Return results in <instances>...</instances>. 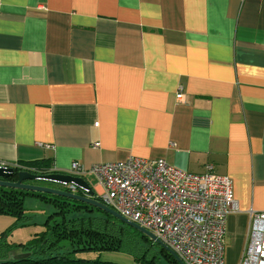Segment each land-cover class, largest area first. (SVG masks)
<instances>
[{
  "label": "crops",
  "instance_id": "0c3cea01",
  "mask_svg": "<svg viewBox=\"0 0 264 264\" xmlns=\"http://www.w3.org/2000/svg\"><path fill=\"white\" fill-rule=\"evenodd\" d=\"M128 155L228 175L239 264L264 210V0H0V162Z\"/></svg>",
  "mask_w": 264,
  "mask_h": 264
},
{
  "label": "built area",
  "instance_id": "2783aa9c",
  "mask_svg": "<svg viewBox=\"0 0 264 264\" xmlns=\"http://www.w3.org/2000/svg\"><path fill=\"white\" fill-rule=\"evenodd\" d=\"M176 98H183L182 86ZM0 166L9 165L0 162ZM70 169L75 176L93 173L100 185L95 197L153 232L184 264H225L227 216L238 206L231 178L217 173L212 164L202 172H191L163 158L128 155L94 163L89 170L73 161ZM65 186L85 191L72 183ZM249 218L239 264H264V210H251Z\"/></svg>",
  "mask_w": 264,
  "mask_h": 264
},
{
  "label": "trees",
  "instance_id": "16d2710c",
  "mask_svg": "<svg viewBox=\"0 0 264 264\" xmlns=\"http://www.w3.org/2000/svg\"><path fill=\"white\" fill-rule=\"evenodd\" d=\"M14 168L36 174L51 172L48 161L44 159L23 162ZM27 196L49 204L52 211L39 222L43 226L41 231L24 242L13 243L8 240L12 229L35 221L31 214H26L24 200ZM0 214L15 218L12 226L0 233V264H123L72 257L75 252L84 250H120L130 254L135 264H162L161 259L169 264H178L164 248L140 231L79 201L0 186ZM23 253L27 255L15 257Z\"/></svg>",
  "mask_w": 264,
  "mask_h": 264
},
{
  "label": "water",
  "instance_id": "95a60500",
  "mask_svg": "<svg viewBox=\"0 0 264 264\" xmlns=\"http://www.w3.org/2000/svg\"><path fill=\"white\" fill-rule=\"evenodd\" d=\"M35 180L52 181L59 183L63 186H65V183L66 184L72 183L76 185L77 188L85 189V191L81 193L80 191H78V189H75L74 191H70L66 186L65 188H56V187L41 185L38 183L28 182ZM0 186L17 188L32 192L51 194L55 196L68 198L70 200L79 201L87 205H91L92 207H96L104 212L109 213L116 219L128 224L129 226L135 228L136 230L140 231L141 233L146 235L150 240H152L155 244L164 248L178 264H184L180 259V257L170 247H168L164 242H162L153 232L129 220L128 218L124 217L119 212H117L115 209L111 208L110 206L106 205L105 203L101 202L98 198H96L93 187L83 176H79V175L75 176L60 172L36 174L30 172L27 169L16 170L12 166H6V167L0 166ZM26 255H27L26 253H23V254H18L15 257L20 258Z\"/></svg>",
  "mask_w": 264,
  "mask_h": 264
},
{
  "label": "rangeland",
  "instance_id": "374dc122",
  "mask_svg": "<svg viewBox=\"0 0 264 264\" xmlns=\"http://www.w3.org/2000/svg\"><path fill=\"white\" fill-rule=\"evenodd\" d=\"M90 179V178H89ZM94 183V181L91 180ZM34 183H38L41 185H46L49 187H56V188H65V186L47 180H35ZM97 182V178L95 180ZM24 207L26 209V214H31L33 223L29 225L20 226L12 229L11 233L8 235V240L11 242H20L26 241L35 232H39L43 229V226L39 223L42 222L46 215L52 211V207L44 202H40L34 197L27 196L24 200ZM15 218L11 215H2L0 214V233L5 231L7 228L11 227L14 223ZM61 244L65 245L67 242H62ZM18 255V254H17ZM72 257L75 258H83V259H99L104 261H114L123 264H135L133 257L123 251L120 250H84V251H77L72 254ZM162 264H169L164 260H160Z\"/></svg>",
  "mask_w": 264,
  "mask_h": 264
},
{
  "label": "flooded vegetation",
  "instance_id": "af4514ba",
  "mask_svg": "<svg viewBox=\"0 0 264 264\" xmlns=\"http://www.w3.org/2000/svg\"><path fill=\"white\" fill-rule=\"evenodd\" d=\"M28 182H30V183H34V181H28Z\"/></svg>",
  "mask_w": 264,
  "mask_h": 264
}]
</instances>
